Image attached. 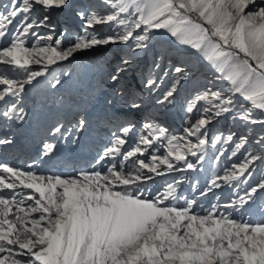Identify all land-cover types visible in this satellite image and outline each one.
I'll list each match as a JSON object with an SVG mask.
<instances>
[{"label": "snow or ice", "instance_id": "snow-or-ice-1", "mask_svg": "<svg viewBox=\"0 0 264 264\" xmlns=\"http://www.w3.org/2000/svg\"><path fill=\"white\" fill-rule=\"evenodd\" d=\"M67 5L68 0L0 4V66H11L0 67V116L5 120L22 121L25 86L78 52L125 45L129 54L111 75L112 81L119 80L154 30H166L179 45L194 50L213 70V78L186 101L189 122L180 136L145 122L125 150L135 128L129 122L112 133L92 169L61 175L37 174L35 161L27 171L0 162V264H264V220L253 223L227 211L243 208L264 191V176L249 185L251 166L264 156L248 150L241 163L221 169L228 146L234 157L248 145V136L236 140L233 133H217L209 139L207 131L227 113L250 133L256 124L264 131V0H99L77 12L82 34L65 45L67 29L54 39L49 14ZM37 6L46 13L42 18L33 14ZM106 24L112 26L110 32L94 30ZM41 27L49 32L41 35ZM174 72L171 87L157 103H172L181 81L189 78L186 66L177 65ZM60 84L54 78L50 87ZM145 86L154 90L159 84L148 78ZM129 103L140 107L134 100ZM84 126L81 119L75 130ZM72 131L57 124L51 135ZM7 143L11 141L0 139ZM255 143L264 149V135ZM209 145L214 156L207 155ZM55 146L54 140L46 141L42 155L52 154ZM206 158L215 163L200 197L220 187L234 188L233 198L224 204L217 198L203 209L197 197L179 195L183 177L155 191L147 187L154 175L196 169Z\"/></svg>", "mask_w": 264, "mask_h": 264}, {"label": "rangeland", "instance_id": "rangeland-1", "mask_svg": "<svg viewBox=\"0 0 264 264\" xmlns=\"http://www.w3.org/2000/svg\"><path fill=\"white\" fill-rule=\"evenodd\" d=\"M8 2L9 0H0V4ZM93 3L98 4L99 0H68L67 7L53 9L49 14V23L55 25L54 39L67 29V35L64 37L66 45L75 35L82 34L83 21L77 12L86 9L87 5ZM100 10L103 11V8L101 7ZM33 14L42 18L46 13L42 7L37 6L33 10ZM111 27L107 24L96 25L94 30L100 35H104L110 32ZM37 31L41 35H45L49 29L41 27ZM157 31H153L151 39L147 42V47L136 54L128 70L121 74L120 79L115 82L111 80V75L121 57L129 54L127 47L123 44H110L103 48L78 52L67 61L57 62L50 66L49 72L45 76L38 77L37 81L25 86L22 106L25 108L26 115L22 121H17L20 125L28 126L32 120V124L37 127L40 133H43L40 135L42 139L37 147L42 146L43 143L45 145L46 141L53 140L55 147L60 146L63 142V145L67 146L64 158L67 159L66 166H69L66 170V167L60 171L46 169L37 171V174L61 175L78 172L81 169H92L98 154L108 146L112 133L121 125H128L129 122L135 128L128 136L127 144L124 146L125 150L136 142V138L143 131L145 122L166 128L170 135L180 136L183 134V129L188 126L189 122V114L185 111L186 101L197 90L203 89L200 87L201 85L204 87L208 85L207 82L211 80L213 70L207 62L197 54L189 52V48L184 45L176 47L177 45L171 42L163 43L162 39L166 30ZM31 43L30 39L29 46ZM177 65L187 67L189 78L181 81L172 103L159 104L157 101L169 90L175 79L174 68ZM0 67L11 68V66ZM32 67L39 68L37 65H32ZM204 69L208 73H203ZM54 78L61 80V84L55 88L50 87V82H53ZM148 78L156 79L159 87L154 90L148 89L145 86ZM198 81L203 83L198 84ZM133 100L140 105L138 109L130 107L129 102ZM1 105L3 104L1 103ZM200 106L203 107L202 104ZM3 108L4 105L1 112ZM61 115H64L65 121H61ZM231 115V113H227L217 117L207 126L209 139L217 133H222L225 136L233 133L234 139L238 140L240 136L246 135L249 142L234 157L231 155V146H228L229 151L221 158L219 164L221 169L241 163L248 150L264 156V149L255 143L260 135H264L262 126L260 124L250 125L256 129L250 133L247 127L242 126V122L241 126L239 121L234 122ZM0 119L6 121L2 116ZM81 119L85 120V126L82 130L76 131L75 128ZM191 119L194 121L197 116L193 114ZM57 124H63L65 130L73 129V131L64 137H53L51 129ZM161 154H163V149ZM145 155L150 156L151 150ZM207 155H215L211 145H209ZM188 158L194 163L196 162L195 157L189 156ZM71 160L75 162H69ZM76 162L78 166H74ZM177 163L180 168H183L182 162ZM214 163V159L206 158L196 169L172 171L162 176L154 175L147 187L155 191L162 189L166 183L183 177V182L178 187L179 195L189 199L197 197V203L203 209L210 208L217 202V198L221 204H224L233 198L234 188L220 187L213 189L206 196L200 197V191H203L207 181L211 179V166ZM52 164L61 165L58 162ZM251 169L253 174L249 185H255L260 181L261 176H264V159L255 162ZM220 174L222 175L223 172L221 171ZM31 191L28 190L27 193ZM221 210L224 211V209ZM227 211H231L234 218L242 216L253 223L264 220V191H259L253 200L243 208Z\"/></svg>", "mask_w": 264, "mask_h": 264}, {"label": "bare ground", "instance_id": "bare-ground-1", "mask_svg": "<svg viewBox=\"0 0 264 264\" xmlns=\"http://www.w3.org/2000/svg\"><path fill=\"white\" fill-rule=\"evenodd\" d=\"M156 31L157 30H155V32ZM162 42L163 43H169V42L174 43L177 45L176 47L181 46L167 32L164 33ZM185 47L189 48L188 46H185ZM173 50H175V48H173ZM189 50H188L189 52L197 54L191 48H189ZM202 72L208 73V71H206L205 69ZM212 78H213V74H212ZM194 79H196V78H194ZM194 79H193V81H194ZM197 83L202 84L203 82L198 81ZM207 86H210V85H207ZM200 87H202L203 89L205 88L202 85ZM237 102L243 103V101L239 100V98H238ZM2 106L3 105H1V103H0V111L2 109L1 108ZM63 116L62 115L60 116V118H62L61 121H65ZM18 121L16 119H11V120H6V121L0 119V124H2V126L5 125V127L3 128L4 130H2V131L0 130L1 131L0 132V138L4 139L5 137H7L9 134L12 133L13 129L20 127ZM239 123L241 126L240 121H239ZM26 129H27L26 131L27 132L29 131V134L31 135L30 138H27L24 141L23 146L20 149H17V150H14V149L0 150V157H1L0 161L4 160V162H9L10 166L20 167L24 171L29 170V166H33L34 161L36 162L34 167L36 168L37 171H43L46 169H48V170L51 169L54 171H58V170L60 171L61 169H64L65 167H66L65 168V170H66L69 165L66 166L67 159L64 158V156H66L65 154L67 152V150L65 149V148H67V146L63 145L64 142L60 146L58 145L57 147H55L54 152L52 154L45 157L42 155V152L44 149L43 141H42V143H43L42 146L37 147V145L41 142L42 136H40V135H42V133H40L38 131L37 127L32 125V124H30V126L27 127ZM41 148H43V149H41ZM39 154H41V155H39ZM53 162H55V163L58 162L61 165L52 164ZM69 162L74 163L75 161L71 160ZM74 166H78V163L76 162L74 164ZM24 191H25V193H27L28 190L24 189Z\"/></svg>", "mask_w": 264, "mask_h": 264}]
</instances>
